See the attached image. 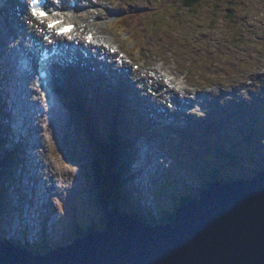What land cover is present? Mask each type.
<instances>
[{"label":"rangeland","instance_id":"rangeland-1","mask_svg":"<svg viewBox=\"0 0 264 264\" xmlns=\"http://www.w3.org/2000/svg\"><path fill=\"white\" fill-rule=\"evenodd\" d=\"M19 2H21V0H13L10 9H7V13L12 15L9 17L8 24L12 25L14 22L17 25H20L19 27H16L13 24V30L9 29L8 25L6 28V30H8L6 35V41L8 43L12 41L10 35H13L14 33L18 35L27 28H24L23 24L16 23V20L22 21L19 17L20 13L13 12ZM98 2H100V0H98ZM103 3L108 7V10L93 5L90 9L89 19L96 22V25L102 26L104 29H106V24H108L109 28L114 30L108 35L117 34L119 40L124 44L125 49H128L133 54V57L135 58L134 65L140 67L137 71H133V65H126L127 69L132 71L133 77H138L139 80L142 79L147 82L145 87H140V96L142 97V100L137 104L133 103L132 100V109L130 107L134 116L144 118L142 122L147 124L152 130H155L152 131V135L148 133L147 135L142 134V138L139 137L141 139H139L137 145L142 149L141 155L140 152H138V157L133 164L134 167L137 168L138 165H147L148 161L151 163L149 166L151 170L145 172L146 174L143 178L145 180L144 187L146 188L145 190L147 193L157 186L160 195L159 199L161 197L159 205L164 204L168 212L174 213L180 206L185 204L183 203L185 202V199L194 195L196 197L199 193L198 189L206 187L200 183V180H197L198 177L196 175L190 171L186 172L185 170L187 169H184L185 163L191 157L195 156L193 147H195L196 150H200L202 144L195 146L190 145L189 147L185 146L183 150L185 154L180 161L178 157H173L172 154H170L168 148L171 139H175L178 134H180V137H185L192 131L197 134V129L199 127L202 128L203 123L200 120H194L192 118L190 119V125L187 129L186 127L173 128L169 121L162 119L164 116H160L158 120H155L151 113H147L148 111L141 113L140 111H135L133 109L139 105L144 107V103L151 109L150 111L153 110L152 108H159L156 104H152L151 106L148 105L149 96L155 93V89H152L150 84L153 80H149L147 77L151 78V76H154L153 71L158 73L160 69L172 73L170 76L175 77L174 79H182L183 76L180 74H186L185 82L188 87L184 85L180 90V95H184L187 98H191L190 95L193 93L192 89L209 91L211 90V88L208 87L209 85H217L213 88L217 95L214 98L212 94L206 96V100L210 105L208 107L209 109H206V111H219L222 115L221 118L225 116L226 118L233 120L234 123H238L239 119L242 117L250 120L249 124L243 126L246 130H250V132L247 133V136L237 133L236 131H227L225 133L217 134L216 139L213 142H222V146L227 148L229 147L228 145L241 143V140L246 137L247 139L245 142L238 144L240 147L239 149L242 151L246 149L253 151L251 157L253 160L250 161L245 158V156L240 155L242 159L238 161H223L220 162L219 165L220 168L222 167L221 171L223 172L224 177L230 180L241 176L245 179L254 177V171H256L259 165V155L262 152L264 153V147L262 148V143L264 142V0H204L199 5H195L192 8L184 7L180 4V0L127 1L126 4L131 5L138 14L137 17L134 15V18H129V20L133 19V25L136 31L131 28V32L127 31V33H133V35L139 39L141 44L144 43L148 37L153 38L157 36L153 29H160L159 24L163 26L166 24L165 27L168 28L173 26L170 30L175 32L173 36L179 40L180 44L183 43V39H186L187 42H189V48L193 51L191 54L193 57L192 61L191 58L185 57L181 52H177L174 55L170 54L173 51L168 52L167 48L163 46L164 41L167 43V39L164 37L160 41H157L156 38L153 40V43L156 46H159V49L155 46L151 48L153 51L156 50L154 53L141 56L135 55L126 41L127 37L118 32V28L116 29L114 26V20L117 19V16L113 13V9H118V0H103ZM135 17L138 18L142 24L138 23ZM25 23L26 25L30 24L29 21H26ZM153 25H157L158 27H153ZM117 26L119 25L117 24ZM103 28H97L98 33H104L105 35V30ZM121 29L122 28L119 27V30ZM106 31L110 33L108 30ZM161 33L162 32H160V34ZM168 42L174 44L175 41L174 39H168ZM147 44L151 45L152 42L150 41ZM189 48L186 47V50ZM13 49L12 46V50ZM196 59L198 60L197 62ZM164 61L165 68H160ZM187 62L190 65L194 64L187 67ZM176 72H181L179 77ZM75 76L77 77V80L72 78L73 83L75 82L76 84L83 86L80 82L79 75L76 74ZM160 79L162 78L160 77ZM86 80L87 79L84 78V83ZM104 81L106 80L102 81L103 84ZM12 83L13 86H16L15 80H13ZM86 86L87 88L82 89L85 92V104L88 106L96 104L101 107L104 96L101 94L100 86L96 83H93V85L88 84ZM111 86L112 89L115 88L116 91L119 84L116 87L115 85ZM87 89L88 93L86 92ZM112 89L105 88L107 99L115 93V91L114 93L111 92ZM121 91L124 92L123 90ZM127 91L128 90H126V92ZM128 92L131 94L130 97L132 99L133 96H136L135 92L132 93V89ZM228 94V97H222L221 100H217L219 95L227 96ZM256 95H259L260 97L258 104L256 103ZM56 96V98L63 104L61 114L64 115L60 116L61 118L59 117L56 119V124L60 127V131H53L52 129V138L48 142L51 161L55 160L56 166L54 167V170H52V165L47 163L43 168V170L46 171L48 180V186L46 185L45 187V189H48V192L46 191L45 193L50 196L53 195L54 199L52 201L56 208L58 206L61 211L67 210L71 215L74 214L77 217H84L83 219L85 221L93 222L97 226V229L100 230L103 227V221L105 220L104 211L103 208L95 202L94 197L91 194L93 188L89 181L93 180V177L89 170V167L91 168L90 162L89 165L87 164L92 155L89 150V143L78 123L79 112L77 111L78 116L74 110L71 112V107L68 102H66V100L62 101L58 95ZM171 97H173L171 94H166L163 100L169 105ZM240 102L242 103V108L238 106ZM127 103L129 106L131 105L128 101ZM222 107L230 108L223 113V110L221 109ZM162 112L164 111L162 110L160 114ZM139 118L135 119L139 120ZM105 120L106 114L101 113V120H99L100 126L97 125V128L102 134L106 131ZM178 124L182 125L185 123L178 122ZM58 126L56 129H58ZM155 132H159V134L155 135ZM42 135L43 133L39 129L35 130V136L38 140L42 138ZM158 135L160 137H158ZM35 136L33 135V139H29L30 143L33 145L35 144L34 142H36ZM190 141L193 143H200V140L195 139L193 136L190 137ZM208 141L209 138L206 142ZM127 151L128 150L126 149L125 152ZM152 151H154L153 154L155 156L152 158L149 157L150 160H148V154L152 156ZM200 157L203 158L205 156L204 154H200ZM125 159L123 158V160H120L119 162L120 167H122L123 170H125ZM213 159L219 160V158ZM140 161H142V163ZM12 162L14 164L13 160ZM6 163L7 161L5 164ZM30 164L35 166L36 177V174H38L40 170V165L37 167L36 159L33 158L30 159ZM4 166L5 165L0 166L1 172H3ZM20 166V164L16 165L17 169ZM29 175H32V173L29 174L28 172L26 174V179L27 177L29 178ZM129 181L130 180H128V183L132 181L135 183L133 177L132 180ZM218 182L226 181L223 179L216 180V183ZM35 184H37L36 181ZM63 184H65V187L61 186ZM38 188L42 189L41 184ZM131 191L132 195L135 190L132 189ZM40 194L43 195L44 191ZM144 196L145 195H143V197ZM146 198H144V202L139 198H137V200L132 198V201L134 203H140V209H142L144 205L149 208L148 205L152 204V200L150 201ZM42 204H38V206L40 207ZM151 206L153 207V205ZM161 206L163 207V205ZM134 211L138 213L135 209ZM58 215L61 216L66 214L58 212ZM152 215L153 217L160 219L159 215ZM10 219H12L11 215L6 217L8 223ZM144 220L153 225L166 223L161 221H149V219L146 218H144ZM0 230H3L1 226ZM64 231V228L61 229L58 236L68 238L67 236L64 237L66 235V232L64 234ZM73 239L74 235L65 240V242H69ZM45 248L46 247H38L37 250L43 252L45 251ZM49 248H52V244H49Z\"/></svg>","mask_w":264,"mask_h":264},{"label":"water","instance_id":"water-1","mask_svg":"<svg viewBox=\"0 0 264 264\" xmlns=\"http://www.w3.org/2000/svg\"><path fill=\"white\" fill-rule=\"evenodd\" d=\"M103 211L101 230L41 253L0 240V264H264V170L212 183L164 224Z\"/></svg>","mask_w":264,"mask_h":264},{"label":"bare ground","instance_id":"bare-ground-1","mask_svg":"<svg viewBox=\"0 0 264 264\" xmlns=\"http://www.w3.org/2000/svg\"><path fill=\"white\" fill-rule=\"evenodd\" d=\"M62 1L64 7H66V0H62ZM91 1L92 0H76V5L74 9H72L70 13H65L64 17L69 22L76 24L77 29L72 33V39H74L73 44H69L66 41V39L60 40V44L66 47L64 49V51L66 52L63 54L62 63L64 64H62V66L65 69H69V72H63L64 80H68L70 77V68H72L71 64L68 63L70 58H72L73 60H75V57L79 58V60H76V65L80 60H86L88 63H93L95 65V68H93L92 71L82 72V76L87 78L88 84L92 85L93 83H96L98 84V86L102 84L104 88L112 89L111 85H115L116 87L119 83H122L125 86L124 89L127 90L132 89L133 90L132 93L135 92L137 96V97L133 96L132 99L130 97L131 94L128 91L125 93L124 99L129 103H131L130 107L132 108V100L133 103L136 104L139 103L140 100H142V97L140 96V91H141L140 87L141 88L145 87L147 82L142 79L139 80L138 77L136 78L133 77L132 71L128 70L125 65L117 66L113 64L116 63V59H115L116 55H117V59H119L118 54H112V50L115 45L116 39L112 41L107 36L108 34H111L106 31L107 29H109V26H107L108 24H106V29H104L102 26L96 25V23L91 24V22H88L90 12L87 11V8L89 7L88 3H92ZM99 3L100 2H98V0L95 1L96 5ZM17 8L18 10L21 11L20 12L21 17L24 18V20L28 19L29 12L24 10V5L22 1H21V5L20 6L18 5ZM2 12L3 11L1 10L0 27H4V30H6L5 23H7V17L10 14L2 13ZM15 12H18L17 9H15ZM57 19H58L57 17H53L48 19L47 21L52 22V21H56ZM86 26L96 30L95 34H93L95 43L92 45H88L86 43V40L88 39V34L89 32H91V31L85 32V29L83 27ZM97 28H103L105 30L106 36L104 35V33L99 34ZM83 35L85 37L84 39L82 37ZM0 39L2 38L0 37ZM106 44H108V46H106ZM10 49L12 48L10 47ZM80 49H82L85 52H88V58H84L83 53L82 54L78 53ZM7 53H9V49ZM75 70L79 72L77 68H75ZM153 73L154 76H151V78L147 77V79L153 80L152 83L150 84H151V88L155 89V93L149 96L148 105L151 106L152 104H156L158 105L159 108L158 109L152 108L153 110L150 111L151 109L147 107V105H145L144 103V107H141L140 105L137 107L133 106L134 107L133 109L135 111H140L141 113L148 111L147 113H151L155 118V120H158L160 116H164V118L171 117L172 126H174V124H176L177 121L180 119V115L186 114L189 116L188 113H190L200 116L201 112L205 114L206 109L210 106L206 100L207 99L206 96L212 94L214 98L217 95L216 91L211 89L207 92H204L205 97L204 96L198 97L197 94L193 92L190 95L191 98H187L184 95H180V90L183 88V84L181 83L179 85L177 83L179 79H174L175 77L173 78L170 77L169 75L172 73H170L169 71L167 72L163 71L162 69H160L158 73H156L155 71H153ZM34 75L35 74H33V76L30 77L28 82L20 83V88L18 90L11 91L12 87L8 85V79L6 78L7 73L3 71V64L0 61V109L5 113V115L10 121V132L5 142L2 144L0 148V158L5 159L7 157H11L13 154L16 153L17 156L16 165L25 164L26 174L28 172L29 174L32 173V175H29V178L27 177L30 181H35L36 177L37 179L43 177L46 178L47 180L46 171L43 170V168L47 163H50L52 165V170H54L56 163L55 160L51 161V156L49 154L50 148L48 147L49 145L48 142L51 140L52 133L54 130L60 131L59 129L60 127L56 124V119L64 115L61 114L62 112L61 108H63V104L57 98L54 99L50 107H44L42 103L43 96L40 97L38 91L33 88L34 82H32V80L34 78ZM160 77L162 79H160ZM166 78H168L167 81H165ZM103 80H106L104 81V84L102 83ZM53 87L54 85L52 86V90ZM111 91L114 93L115 88L112 89ZM198 92L201 91L196 90V93ZM55 94L58 95L57 92ZM166 94H171L173 96L169 100V105L165 100H163ZM228 96L229 94L227 96L219 95L217 97V100H221L222 97L226 98ZM11 106H13L15 113H13ZM162 110L164 112L160 114ZM91 112L95 116L100 115V112L97 110H92ZM57 126L58 129H56ZM38 129L43 133L42 138L39 140L35 136V130ZM152 131L155 130L149 128L147 130V133H150L152 135L153 133ZM157 134H159V132H155V135ZM33 135L36 138V142H34L35 143L34 145L31 144L29 141V139L32 138ZM130 136L134 137V134L130 133ZM158 137L160 136L158 135ZM141 150L142 149L137 146V143H135V140L129 146V149L127 151V158L124 160L127 180H131V178L135 175L143 176L145 172L150 171V167H148L146 164H142L138 170H136V168L133 165L134 161L138 157V152H140L141 155ZM153 153L154 151L151 152L152 156L148 154L149 155L148 160H150L149 157L152 158L153 156H155ZM31 158L36 159L37 167L40 165L39 167L40 170L38 174H36L37 175L36 177H35V171H36L35 166L33 164H30ZM148 163L151 164L150 161H148ZM16 173L17 174L19 173L18 169L16 170ZM24 175L25 174H21L20 176L24 177ZM225 181H226L225 183L228 182L227 180ZM20 182L22 183V181ZM41 186L42 189H39L37 187V191L39 192H41V190L44 191L43 189H45L46 184L42 183ZM61 186L65 187V184ZM127 186L128 188L131 187L129 183L127 184ZM4 187L5 184H2L0 186V189L3 190ZM24 188H25L24 185L20 186V189L22 191L24 190ZM137 191L139 190L137 189ZM13 194H14V190H8V195H7L8 201L6 207L3 209L2 213L0 212V219H1L0 226L1 228L3 226L6 227L9 226L8 224L10 223V235L14 231L23 230L24 228L27 229L29 226H32V224H34V221L32 220L31 216L26 211L23 212V209H15L14 211L12 210V208L14 207V205H12L11 202L13 198L12 196ZM126 199H127V203L131 205L136 211L140 210L139 208L140 206L135 204L128 196ZM32 200H34L35 203H38L40 205L43 203V199L42 197L39 196V194L33 196ZM20 205H25V204L22 203ZM9 215H11L12 219H10L8 223V221H6V217H9ZM48 218H49V224L47 225L50 226V224H53L51 220L52 216L49 214ZM56 230L57 227L48 228V231L51 233H56L57 232ZM28 240L32 241L31 238H28Z\"/></svg>","mask_w":264,"mask_h":264},{"label":"trees","instance_id":"trees-1","mask_svg":"<svg viewBox=\"0 0 264 264\" xmlns=\"http://www.w3.org/2000/svg\"><path fill=\"white\" fill-rule=\"evenodd\" d=\"M203 1L204 0H180V4H182L184 7L192 8L195 5L196 6L199 5ZM131 14H132L131 12L123 13L121 25L122 24L126 25L124 21V18L126 19L125 16L129 15V18H134V15H131ZM130 24H134L133 19L130 20L129 26ZM159 25H160L159 26L160 29L158 30L155 28L153 29L155 31V34L157 35L156 37L159 38L160 37L159 35H161V37L163 36L164 38L167 39V41L168 39H174L175 41L174 44H170L168 42V44L171 45L172 48L180 45L177 39L175 38V36H173L175 32L174 31L172 32L170 30V28H172L173 26L168 28V27H165L166 24L165 26L161 24ZM154 26L158 27L157 25H153V27ZM160 32L162 33L160 34ZM161 37L159 39H161ZM150 40L153 41L154 39L152 38ZM147 43L148 42L145 41L144 48H141L140 50H144ZM188 43L189 42H187V40L184 39L183 44L181 43L182 44L181 48L183 46L186 47ZM182 52L188 54L185 48L182 49ZM78 110L80 113L82 112V116H83V117L81 116L82 132H84V136L89 143V147H90L89 150L92 155L91 172L93 174V180L89 182H90L91 187L93 188L91 191V194L93 195L95 202L101 208H103V210H105L106 207H110L111 204H117L118 202L119 205L122 206V208L129 210V212L134 214V210L127 203V199H126L128 196L132 200L131 191L128 188V186H126L123 182V178H122L123 168L120 167V164H118L120 160H123V158L124 159L127 158V153H125V150L127 148V144L129 141L126 138L122 137L121 135H118L116 132V129H112L110 121H109V126H108V132L104 131V134L100 133V130L97 128L98 124L96 123L92 115L88 111H86L85 108H83V106H81L80 108L78 106ZM236 132L244 136H247V133L250 132V130L249 129L246 130V128H242V129H238ZM246 139H247L246 137L243 138L241 140V143L245 142ZM241 143H234L232 145H228L229 147L227 148L223 147L222 145H215V144L205 146V147L202 146L201 154H204L205 157L201 158L200 155H197L196 159L192 158L190 159L191 161L186 162L185 167L188 168L191 172L195 173L197 177L201 178V184H203L204 186H209V183L211 181H216V180H221V179L227 180V181H236L240 179H245V178H242L241 176L239 178L235 177L232 180L230 179L228 180V178L224 177V174L221 171V168L219 165V163L223 161H232L234 159L238 161L242 159L240 155L245 156V158L252 161L253 159H251V157H252L253 151H249L248 149L244 151L240 150L239 149L240 147L238 144H241ZM263 147H264V142L262 143V148ZM213 158L215 159L219 158V160H214ZM8 159L10 160L11 157H9ZM6 161L8 163V160ZM3 164L6 165L5 163ZM258 164H259L258 168L256 169V171H254L255 175L259 171L264 170V153L263 152L260 153L259 155ZM1 173L2 172L0 169V174ZM100 174L103 175V178H101L102 179L101 181H103L102 185H100L98 182ZM121 179H122V183H121ZM102 193L104 194V196ZM187 199H185V201ZM158 212H159L160 219L153 217L150 211L145 212L147 217L146 215L144 214L143 215L145 218H148L149 221H161V222H169L174 217L173 216L174 213L168 212L165 205H163V207L160 206ZM141 214L142 212L139 210L138 214L136 215L137 216L139 215L142 217ZM81 222L83 224L84 221L81 220ZM74 223L75 222L72 221V226L67 227L71 230L74 236L82 235V233L84 232H91V231L97 230V226L93 222H89L79 228L75 226ZM71 232L69 231L68 235H72ZM0 236H2V238L1 237L0 238L3 241L7 240V238H5L3 235H0ZM11 242L15 244L16 246H20L16 244V242H13V241ZM56 246L58 247L59 244H57ZM33 248H34L33 251L35 253L42 252V251L37 250L38 246L36 247L33 246Z\"/></svg>","mask_w":264,"mask_h":264},{"label":"snow or ice","instance_id":"snow-or-ice-1","mask_svg":"<svg viewBox=\"0 0 264 264\" xmlns=\"http://www.w3.org/2000/svg\"><path fill=\"white\" fill-rule=\"evenodd\" d=\"M37 15L40 16V17H44L45 16L44 13H39V12L37 13ZM51 27H55V25L52 24ZM71 30H72L71 26H67V27L62 29L61 34L69 33V32H71ZM88 39L91 40V37H88Z\"/></svg>","mask_w":264,"mask_h":264}]
</instances>
